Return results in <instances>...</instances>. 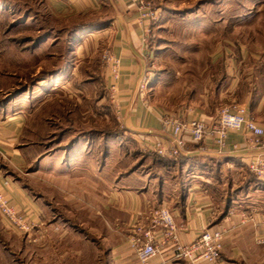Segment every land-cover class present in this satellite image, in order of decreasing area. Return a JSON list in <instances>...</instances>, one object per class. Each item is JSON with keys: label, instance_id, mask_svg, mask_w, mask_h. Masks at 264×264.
<instances>
[{"label": "crops", "instance_id": "0c3cea01", "mask_svg": "<svg viewBox=\"0 0 264 264\" xmlns=\"http://www.w3.org/2000/svg\"><path fill=\"white\" fill-rule=\"evenodd\" d=\"M41 3L52 26L85 23L87 28L78 32L79 36L87 33V43L107 49L119 59L118 109L114 108L112 114L121 133L115 142L118 146H135L138 153H133L134 158L142 155L148 163L137 162L112 174L108 168L111 158L97 159L90 151L72 153L48 172L44 183L43 175L36 173L35 181L38 178L40 187L35 182L32 187L21 171L28 165L31 154L26 146L27 135L35 133L28 129L31 115L22 110L18 114L1 113L0 193L18 215L26 214L36 223L32 232L19 235L25 240L33 237L35 244H41L51 224H63L66 228L73 223L69 217L61 223L59 215L52 216L61 207L72 214L81 212V224L87 232L94 229L101 234L105 264H141L128 240L136 228L150 227L154 209L165 207L173 215L179 240L184 245L193 242L203 229L223 231V250L214 264H264V186L250 182L249 178L255 176L247 166L251 160H264V137L259 146H254L244 131L230 132L228 143L237 148L223 153H218L209 141L187 143L180 156L170 160L175 163L170 167L164 163L166 158L147 149L153 141L169 139L160 122L163 114L209 122L220 107L238 103L245 105L264 127V72L256 67L254 71L243 69L225 58L228 62L224 71L206 77L205 86L191 91L185 102H180L183 96L180 95L176 105L169 99L160 105L155 97L160 78L152 75L154 56L149 48L152 24L144 27L129 1L41 0ZM210 57L209 68L218 69V55ZM144 77L150 83L141 94L139 85ZM2 229L10 231L0 214V238ZM146 264L189 263L173 259L166 246Z\"/></svg>", "mask_w": 264, "mask_h": 264}, {"label": "rangeland", "instance_id": "374dc122", "mask_svg": "<svg viewBox=\"0 0 264 264\" xmlns=\"http://www.w3.org/2000/svg\"><path fill=\"white\" fill-rule=\"evenodd\" d=\"M150 3L158 12L149 39L152 75L160 78L155 88L158 104L169 99L174 106L180 95L185 102L191 91L205 86L206 77L224 71L228 61L264 72V0ZM23 4L0 0V114L22 110L31 115L28 129L35 133L27 135L31 154L21 170L26 183L40 187L36 175L42 174L44 183L53 167L77 152H93L97 159L107 152L112 174L137 162L147 165L142 155L134 158L135 146L115 142L118 127L101 63L104 49L87 43V33L70 36L68 27L52 26L41 0L27 8ZM215 55L218 69H210V56ZM47 193L51 195L50 188ZM57 215L61 223L66 217L73 223L66 228L51 224L43 246L33 237L25 240L2 229L0 264H105L101 234L87 232L81 212L57 207L52 216Z\"/></svg>", "mask_w": 264, "mask_h": 264}, {"label": "built area", "instance_id": "2783aa9c", "mask_svg": "<svg viewBox=\"0 0 264 264\" xmlns=\"http://www.w3.org/2000/svg\"><path fill=\"white\" fill-rule=\"evenodd\" d=\"M135 9L137 18L144 27H149L158 20V12L151 6L150 0H127ZM101 63L106 73V90L110 102L118 109V82L121 77L119 59L109 50L101 53ZM148 78L144 77L139 85L141 94L145 93ZM162 126L168 131L169 139L151 142L147 149L160 158L176 160L187 143L200 144L209 141L218 153L236 150L237 145L228 143L230 132L244 131L249 135L248 142L259 146L264 137L261 127L245 105L230 103L220 107L211 121L201 118L185 119L181 115L163 114L160 117ZM249 171L259 180L264 181V160L254 159L248 163ZM0 214L8 229L17 234L32 232L36 223L28 215H18L7 197L0 193ZM150 227L136 228L128 240L135 251L136 259L146 264L168 247L172 258L189 264L200 262L214 264L223 250L224 235L221 229H203L190 244L180 242L178 228L173 215L165 207L154 209L150 214Z\"/></svg>", "mask_w": 264, "mask_h": 264}, {"label": "trees", "instance_id": "16d2710c", "mask_svg": "<svg viewBox=\"0 0 264 264\" xmlns=\"http://www.w3.org/2000/svg\"><path fill=\"white\" fill-rule=\"evenodd\" d=\"M32 1L33 0H24V4L22 6H24V7L27 8V6H30L31 5ZM41 6H42V3H41ZM45 13L48 14V12H45ZM85 28H87V25L85 23H80V24L78 23V24L72 25V27H68L67 32H68V35L75 36V35L78 34V32L82 31ZM120 133H121V131L118 129L117 132L114 134V137H115L116 140H117V138H119ZM107 155H108L107 152H105V153L102 154V157H106ZM153 159H154V161L158 160L156 157H153ZM139 163L140 162H138V164ZM164 163L166 164V167H170V166L175 165V163H173L172 161H170V159L164 160ZM137 166H138L137 168H140L141 164L140 165H137ZM249 179H250V182L253 183V184H255L256 186H264V181L257 180L253 176H251Z\"/></svg>", "mask_w": 264, "mask_h": 264}]
</instances>
